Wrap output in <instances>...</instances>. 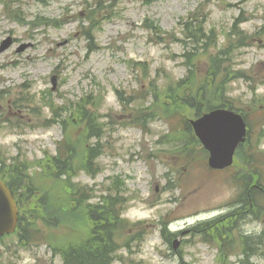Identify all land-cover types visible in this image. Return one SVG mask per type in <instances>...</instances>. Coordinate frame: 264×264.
Segmentation results:
<instances>
[{
	"label": "rangeland",
	"instance_id": "rangeland-1",
	"mask_svg": "<svg viewBox=\"0 0 264 264\" xmlns=\"http://www.w3.org/2000/svg\"><path fill=\"white\" fill-rule=\"evenodd\" d=\"M189 17L202 19L200 30L214 28V44L195 60L198 77L206 74L210 55L227 43L223 33L235 23V31L249 37L241 49L227 47L233 69L243 72L229 81L225 94L242 110L252 99L257 109L264 108V0H0V44H8L0 54V160L19 154V162L35 163L44 151L51 156L62 133L66 141L76 137L77 128L67 124L64 134L62 124L45 127V118L58 105L53 117L63 121L70 110L61 104L87 99L93 105H88V115L103 126V135L89 137L94 139L89 144H98L94 160L101 172L91 177L76 170L71 182L94 195L103 189L117 191L126 199L124 217L143 222L139 240L134 239L137 232H119L113 264H225L228 259V264H242L233 253L243 235L252 236L248 246L258 248L247 264H264V223L259 219L246 218L234 236L227 227L216 231L225 246L219 263L217 246L200 242L195 234L206 231L194 229L200 222L234 207L239 190L231 175L236 171L241 177L242 164L220 174L207 171L204 151L190 146L196 144L183 133L184 123L198 116L191 109L184 108L181 116L168 113L138 121L139 108L147 106L153 92L150 86L170 85L185 74L180 58L185 48L177 39L182 37L179 24ZM254 129L241 148L240 161L248 153H264V135L260 140ZM166 135L185 138L182 150V142ZM55 205L60 208L62 200ZM53 219L50 237L60 239L70 232L64 217ZM166 224L170 232L183 233L173 238L180 241L175 251L160 236ZM23 247L10 238L0 241V264H61L44 244Z\"/></svg>",
	"mask_w": 264,
	"mask_h": 264
},
{
	"label": "trees",
	"instance_id": "trees-1",
	"mask_svg": "<svg viewBox=\"0 0 264 264\" xmlns=\"http://www.w3.org/2000/svg\"><path fill=\"white\" fill-rule=\"evenodd\" d=\"M187 31L197 34L193 28ZM223 61L221 54L211 58L209 71L198 77L191 58L192 68L188 77L161 88L151 85L153 92L150 97L148 96L149 105L143 109L139 108L141 116L139 115L138 121L144 123L148 116L158 119L157 116L161 117L162 114L168 113L181 116L184 108L191 109L199 115L217 104L231 103L232 106V102L224 94L223 84L232 78L234 73L223 67ZM88 105L93 106L84 100L78 107H69L70 116L62 121V126L66 129L67 124L75 122V126L79 127L77 136L74 138L70 135L68 140L59 142L56 155L47 156L39 163L37 169H31V165L23 162H16L15 165L8 167L4 161L0 162V176L14 194L18 204V228L15 235L17 244L25 246L45 242L60 256L63 264H112L115 247L117 248L116 238L119 232L121 236L122 233H128L129 227L128 222L120 218L124 199L118 193L97 197L89 194L87 187L71 182V176L76 170L89 175L97 172L94 158H97L95 153L100 151L98 144L94 146L89 144L91 139L89 137L91 135L98 137L103 128L89 116ZM184 128L186 139L191 138L193 144H196L190 146L198 147V141L188 121L184 123ZM176 138L175 140L183 143L181 151L186 139H179L178 135ZM81 141H84L83 145L80 144ZM249 175L251 176L249 179H242L244 191L240 197L241 208L236 213L253 215L258 213L264 217V211L260 210V203L264 198V178L252 172H249ZM52 198H56L55 201L61 199L63 205L57 208ZM96 199L98 202L94 203L92 200ZM57 215L65 218L67 230L70 231L59 235L62 237L60 239L58 236L48 235L49 228L55 222L53 218ZM235 220L236 217L233 221ZM205 228L204 235L211 236L208 225ZM213 235L216 236L215 232Z\"/></svg>",
	"mask_w": 264,
	"mask_h": 264
},
{
	"label": "water",
	"instance_id": "water-1",
	"mask_svg": "<svg viewBox=\"0 0 264 264\" xmlns=\"http://www.w3.org/2000/svg\"><path fill=\"white\" fill-rule=\"evenodd\" d=\"M7 47L3 43L0 52ZM195 134L210 152L208 164L213 169H223L232 164L234 151L243 141L245 127L241 118L231 112L215 110L192 121ZM17 211L12 196L0 180V235L14 231Z\"/></svg>",
	"mask_w": 264,
	"mask_h": 264
}]
</instances>
